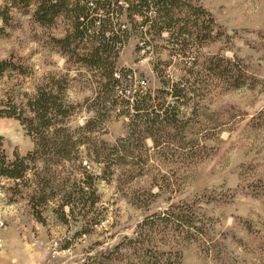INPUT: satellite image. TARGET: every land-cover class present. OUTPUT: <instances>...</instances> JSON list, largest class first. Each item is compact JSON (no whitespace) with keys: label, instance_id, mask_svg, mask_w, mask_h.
Masks as SVG:
<instances>
[{"label":"rangeland","instance_id":"1","mask_svg":"<svg viewBox=\"0 0 264 264\" xmlns=\"http://www.w3.org/2000/svg\"><path fill=\"white\" fill-rule=\"evenodd\" d=\"M7 1L0 0V59L13 56L26 72L5 75L0 97L25 103L39 88L52 89L62 108L44 129L69 133L80 153L35 159L25 182L0 178V264H125L142 219L183 204L201 232L173 233L164 222L150 233L153 248L177 250L180 264H264V0H162L158 15L145 8L156 0H109L110 13L99 11L120 37L110 61L121 77L112 89L98 86L106 78L85 61L91 43L73 37L72 19L40 24L34 6L24 13ZM218 56L236 66V85L206 75ZM161 77L184 85L183 98L154 92L165 87ZM139 88L152 102L180 105L182 128L170 131L173 138L136 136L132 171L121 164L104 172L86 147L126 136L134 113L126 90ZM0 135L9 158L33 149L15 118L0 117ZM89 172L98 195L92 207L79 190Z\"/></svg>","mask_w":264,"mask_h":264},{"label":"trees","instance_id":"2","mask_svg":"<svg viewBox=\"0 0 264 264\" xmlns=\"http://www.w3.org/2000/svg\"><path fill=\"white\" fill-rule=\"evenodd\" d=\"M90 0H8V8L22 9L24 13L29 12V8L34 6L32 11V18L37 23L50 24L57 17L63 16L70 18L73 21V37L77 38L80 42H90L91 47L88 53L85 54V61L87 59L91 64L96 65V68H101L102 73L99 75L102 78H106L104 82L99 81L98 86L103 88L110 86L114 88L119 79L113 75V60L110 61V57L117 53V50H113V45L120 41L118 32H115L113 28L107 30L104 27L107 25V8H109V0H93V5ZM159 1L157 4L145 3V8L151 15L154 13L158 15ZM114 3H118V0H114ZM142 4V2H141ZM130 9V8H129ZM106 14L102 15V11ZM9 17H4V21H7ZM99 23L100 29L96 32L94 25ZM147 20L143 21L146 24ZM93 27V28H92ZM108 31L107 35L106 32ZM68 45V41L66 42ZM113 53V54H112ZM212 59V58H211ZM209 59V62L212 60ZM88 62V61H87ZM212 64L203 68L206 75L222 79L231 78V82L236 85L240 81L237 75L233 74L236 70V66L222 56H218ZM225 63V65L223 64ZM16 73L19 75H25V69L23 65L19 64L13 56L0 59V80L7 74ZM192 73V71L190 72ZM197 72H194V74ZM55 82V81H53ZM52 84H56L53 83ZM102 82V83H101ZM161 82L165 85L161 89L155 90L157 94L161 96L166 93H170L172 96H176L178 99L183 98L185 95V87L178 81L169 83L168 80L161 77ZM167 86V87H166ZM47 88H52V85H46ZM52 89H43L42 87L30 95L25 103H16L14 98L9 94H5L4 97H0V117H12L17 119L25 128L27 135L32 138L33 149L28 151L24 155L14 154L13 158H9L3 148L2 136L0 135V178L10 179L13 181H27V171L30 163L35 159L54 158V159H77L80 153L78 144L79 141H73L70 138L69 133H60L48 135V129L44 127L50 126L48 124L49 114H58L62 108V104L56 101V97L50 92ZM133 99L125 100L127 107L134 110V113L129 118V132L125 137H122L115 141L114 144L107 145L105 142H101L100 146L97 143H93L92 147L87 146L86 149L92 152L95 156V160L99 163H104V172L106 168L110 171L118 166H127V172L132 171V165L136 164L133 159L132 148L138 137L141 135V139L150 137L153 140L158 138H173L170 133L172 129L180 130L182 128V119L178 118V109L180 105L166 104L164 100H157L152 102L155 98L151 96L150 90H143L139 88L133 93ZM158 99L160 96L157 97ZM114 107V104H112ZM111 105V106H112ZM44 120V121H43ZM46 120V121H45ZM45 124V125H44ZM48 128V127H47ZM57 131V129L55 128ZM88 139V137H83ZM83 140L82 138H80ZM157 142V141H156ZM85 143V141H84ZM158 144V143H156ZM143 146V145H142ZM102 150V151H100ZM124 151V156H131V159H121L119 154ZM52 154V155H51ZM104 154L105 157H102ZM127 155V156H128ZM102 158V159H101ZM101 159L102 161H99ZM87 163V162H86ZM108 169V170H109ZM86 172V171H85ZM126 173L125 175H127ZM96 177L92 172L85 173L84 178L80 181L79 190L85 194H88L91 198L89 206L92 207L98 200V195L95 188ZM163 181V179H161ZM123 182V180H121ZM129 182V181H127ZM16 184H19L16 183ZM154 184H159L162 187V183L159 180L154 179ZM153 193H151L152 195ZM35 195V194H34ZM154 195V194H153ZM37 197H30L32 206L35 207ZM37 202L44 201L45 195H39ZM34 199V200H33ZM76 204L72 200H67L66 204ZM40 204V203H38ZM73 212L72 207L70 208ZM198 217L194 216V212L190 206L187 205H171L162 213H152L150 216H145L140 222L139 232H136V236L127 240V247L131 251L124 258L125 264H180V253L177 250L159 251L153 248V243L150 240V233L156 231V228L160 224L167 222L170 230L180 232L179 234H199L202 226L196 223Z\"/></svg>","mask_w":264,"mask_h":264},{"label":"built area","instance_id":"3","mask_svg":"<svg viewBox=\"0 0 264 264\" xmlns=\"http://www.w3.org/2000/svg\"><path fill=\"white\" fill-rule=\"evenodd\" d=\"M92 1L93 0H90L89 2L93 5V3H92ZM119 2V1H118ZM125 5H127V2L125 3ZM97 24L99 25V23L97 22ZM113 75H114V77L115 78H120L121 77V74H119V72H117V71H114L113 72ZM137 89H128V90H126V93L128 94V95H126L127 96V99H132V97H133V93L136 91ZM130 97V98H129ZM86 163V161H84V164ZM0 245H1V241H0Z\"/></svg>","mask_w":264,"mask_h":264}]
</instances>
